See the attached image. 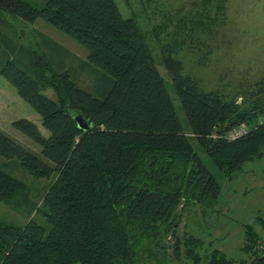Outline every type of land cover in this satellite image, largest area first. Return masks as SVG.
<instances>
[{
	"label": "trees",
	"instance_id": "1",
	"mask_svg": "<svg viewBox=\"0 0 264 264\" xmlns=\"http://www.w3.org/2000/svg\"><path fill=\"white\" fill-rule=\"evenodd\" d=\"M227 3L200 0L194 3L198 10L179 17L171 11L173 29L162 52H200L208 58L200 56L198 63L206 64L213 45L198 36L213 38V24L218 15L223 19ZM2 13L27 24L44 20L85 47L88 56L69 60L63 46L43 35L30 49L16 41L15 31L0 29V77L38 113L48 133L27 119L12 123L39 145V156L0 130V156L48 181L35 202L30 186L0 167V202L27 214L20 226L0 219V264H169L171 247L176 260L235 264L215 248L204 249L200 237H180L178 230L187 209L196 207L207 218L221 203V183L203 155L218 176L240 172L264 155V77L228 96L201 88L171 60L167 71L190 137L137 21L124 18L115 0H47L41 7L0 0L6 27ZM165 19L155 28L162 34L168 32ZM81 65L104 74L103 95L73 79L72 67ZM77 115L88 129L78 127ZM241 125L248 132L229 140ZM246 228L243 251L250 261L240 264H264L258 232Z\"/></svg>",
	"mask_w": 264,
	"mask_h": 264
},
{
	"label": "rangeland",
	"instance_id": "2",
	"mask_svg": "<svg viewBox=\"0 0 264 264\" xmlns=\"http://www.w3.org/2000/svg\"><path fill=\"white\" fill-rule=\"evenodd\" d=\"M25 1L41 7L47 0ZM115 1L124 18L132 17L137 21L152 57L166 82L185 135L191 137L185 113L167 71V65H171V60L177 68H181L183 73L190 74L201 88L218 89L228 96L241 94L254 82L264 77V0H228L223 19L220 15L217 16L215 11L212 12V17H218L216 25L213 24V38L210 39L205 34L202 35L203 37L198 36L201 40L206 39L204 41L206 44L213 45L212 53L204 65H199L198 59L201 56L204 60L208 56L201 55L200 52L190 53L184 49L174 57L162 52V44L169 40V33L173 29L171 11L175 17L184 15L189 10L196 11L198 9L194 3L200 0ZM166 17L169 18L168 32L162 34L155 28L165 23ZM2 19L6 27L0 23V29L5 32L15 31L16 41L18 38L20 44L30 49L35 48V44L41 40L40 35H43L63 46L69 53V60L73 56L87 61L88 51L85 47L44 20L39 19L34 24H27L5 13H2ZM205 48V46L202 47L203 52L206 51L203 50ZM64 62L68 64V61ZM71 70L73 79L80 86L82 84L88 87L87 90L97 96L104 94L102 85L106 81L101 79L104 77L101 71L95 72L92 67L90 70H83L82 65L72 67ZM44 93L55 100L52 89H47ZM18 119L31 121L45 137L48 136L42 128L38 113L18 96L13 85L0 77V130L27 150L41 156L39 145L12 126V123ZM260 120L264 122V117ZM203 160L221 183V203L216 212L207 218L201 217L200 210L196 207L187 209L178 235L180 237L183 234L198 236L203 239L204 249L215 248L231 258L235 264H240L242 261L248 263L250 256L243 251L247 241L246 227L252 226L258 232L260 244L264 246V223L260 224L261 219L264 221V155L256 161L247 163L242 171L231 176H218L210 159L203 155ZM0 167L26 182L31 188L30 196L33 201H40L48 183L47 180H38L29 175L16 159L8 160L0 156ZM0 219L20 226L27 221V214L16 211L12 205L0 202ZM173 244L174 240L169 239V245ZM180 258L176 260L171 247L169 264H193L183 256Z\"/></svg>",
	"mask_w": 264,
	"mask_h": 264
},
{
	"label": "built area",
	"instance_id": "3",
	"mask_svg": "<svg viewBox=\"0 0 264 264\" xmlns=\"http://www.w3.org/2000/svg\"><path fill=\"white\" fill-rule=\"evenodd\" d=\"M248 132V128L245 125H241L236 129H233L227 136L229 140H234L241 135L245 134Z\"/></svg>",
	"mask_w": 264,
	"mask_h": 264
},
{
	"label": "water",
	"instance_id": "4",
	"mask_svg": "<svg viewBox=\"0 0 264 264\" xmlns=\"http://www.w3.org/2000/svg\"><path fill=\"white\" fill-rule=\"evenodd\" d=\"M75 120H76V122H77V124H78V127H79L80 129L86 130V129L89 128V123H88V121H86L81 115H77V116L75 117Z\"/></svg>",
	"mask_w": 264,
	"mask_h": 264
},
{
	"label": "bare ground",
	"instance_id": "5",
	"mask_svg": "<svg viewBox=\"0 0 264 264\" xmlns=\"http://www.w3.org/2000/svg\"><path fill=\"white\" fill-rule=\"evenodd\" d=\"M245 134H246V133H245ZM245 134H243V135H245ZM241 136H242V135H241ZM241 136H240V137H241Z\"/></svg>",
	"mask_w": 264,
	"mask_h": 264
}]
</instances>
